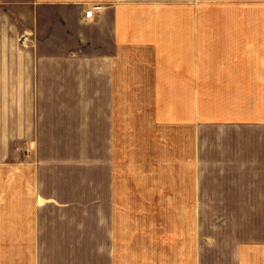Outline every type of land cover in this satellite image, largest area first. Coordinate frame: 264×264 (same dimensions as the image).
<instances>
[{
    "label": "crops",
    "instance_id": "0c3cea01",
    "mask_svg": "<svg viewBox=\"0 0 264 264\" xmlns=\"http://www.w3.org/2000/svg\"><path fill=\"white\" fill-rule=\"evenodd\" d=\"M0 264H264V0H0Z\"/></svg>",
    "mask_w": 264,
    "mask_h": 264
},
{
    "label": "rangeland",
    "instance_id": "374dc122",
    "mask_svg": "<svg viewBox=\"0 0 264 264\" xmlns=\"http://www.w3.org/2000/svg\"><path fill=\"white\" fill-rule=\"evenodd\" d=\"M248 95L249 96L254 95V96H258L261 98V93H247V95H246V93H240V97L242 98L241 104H246V99H247ZM247 101L250 104L255 103L252 99H250V101L247 99ZM254 115H255V117H258L259 115H261V108L255 107L254 108ZM130 178H134L133 173L127 172V180H129ZM128 207H129V205H127V210H129ZM133 223H134L133 219H131V220L127 219V227H132Z\"/></svg>",
    "mask_w": 264,
    "mask_h": 264
},
{
    "label": "built area",
    "instance_id": "2783aa9c",
    "mask_svg": "<svg viewBox=\"0 0 264 264\" xmlns=\"http://www.w3.org/2000/svg\"><path fill=\"white\" fill-rule=\"evenodd\" d=\"M95 9V7H91L89 8L86 12H85V17H91L93 14V10Z\"/></svg>",
    "mask_w": 264,
    "mask_h": 264
}]
</instances>
